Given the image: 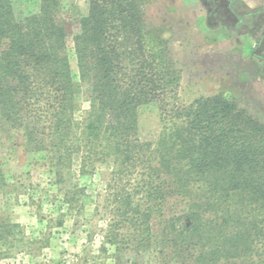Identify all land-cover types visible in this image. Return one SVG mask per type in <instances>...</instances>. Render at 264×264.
Masks as SVG:
<instances>
[{
    "label": "trees",
    "instance_id": "1",
    "mask_svg": "<svg viewBox=\"0 0 264 264\" xmlns=\"http://www.w3.org/2000/svg\"><path fill=\"white\" fill-rule=\"evenodd\" d=\"M88 5L73 42L80 79L91 90L90 109L76 121L81 85L70 67L62 1L41 0L37 14L18 18L13 0H0L4 116L25 129L30 145L37 143L40 123L58 136L62 147L50 157L60 176L72 164L75 142L86 150L82 166L91 165L86 157L89 163L105 162L108 149L125 165L145 166V183L134 194L142 195L140 202L124 196L125 220L112 227L129 228L125 243L134 238L149 249L151 224L159 219L161 252L176 260L264 264V123L229 95L201 97L175 109L148 151L152 145L137 138L138 109L174 99L179 71L161 34L148 30L138 0H88ZM168 197L184 205V213L167 214Z\"/></svg>",
    "mask_w": 264,
    "mask_h": 264
},
{
    "label": "rangeland",
    "instance_id": "2",
    "mask_svg": "<svg viewBox=\"0 0 264 264\" xmlns=\"http://www.w3.org/2000/svg\"><path fill=\"white\" fill-rule=\"evenodd\" d=\"M61 1L62 16L68 25L70 67L74 81L81 85L76 97L79 111L74 115L79 121L90 109L91 90L80 79L73 40L81 32L80 22L87 16L89 5L88 0ZM138 1L148 30L161 34L179 71L177 92L171 96L174 99H166V106L144 104L137 112V138L152 145L147 150L153 151L175 109L187 107L201 97L221 94L245 105L246 85L236 81V68L229 64L212 67L196 55L203 39L196 26L202 24L207 6L210 11L215 7L210 26L218 22L231 27L236 17L248 11L242 0L232 1L237 7L231 9L230 5V12L229 2L224 0ZM13 4L16 16L22 18L37 14L41 0H13ZM245 21L247 25L255 24L259 36L264 34V15L257 24L250 18ZM219 39L226 42L227 49L236 45L230 35ZM259 54L264 55V45ZM250 109L245 110L258 120ZM44 126L45 123L37 126V143L30 145L25 129L14 127L0 106V264H189L174 259L170 252H161L165 248L159 219L152 221L149 249L140 248L134 238H130V244L124 242L129 237L128 227L113 231L118 220H125L121 215L123 197L132 196L134 205L140 202L142 195L134 194L137 186L145 183V166L125 165L113 149H108L105 162L89 163L86 157L85 162L91 165L82 166L86 150L78 149L81 146L75 142L72 147L77 152L72 164L61 168L60 176L50 151L60 150L62 143L56 134H47ZM152 162L156 164L153 158ZM155 184L161 185L162 181L156 179ZM165 207L167 214L184 213L185 208L169 197Z\"/></svg>",
    "mask_w": 264,
    "mask_h": 264
},
{
    "label": "crops",
    "instance_id": "3",
    "mask_svg": "<svg viewBox=\"0 0 264 264\" xmlns=\"http://www.w3.org/2000/svg\"><path fill=\"white\" fill-rule=\"evenodd\" d=\"M204 1L208 3V0ZM215 1L216 0H212V2ZM224 1L230 2L229 0ZM242 2L244 6L247 7L246 11L248 12L236 17L231 27L218 22L216 26H210L209 21L212 17L211 13L215 11V7L212 6V10L210 11L206 5L207 11L205 10V13L202 14V17L204 15V19L202 18L200 20L202 24L196 26L200 36H203L200 45L201 48L197 49L196 55L202 58L204 62H210L209 64L212 67H220L224 64H229L231 67L236 68V74L233 73V75L235 74L236 81L238 83L239 81H241V83L245 82L244 84L246 85L244 88V100L246 103L245 105L243 104V106L241 103L238 104L240 107L249 110H251V107L258 120L262 122L264 120V55H260L259 50L262 45H264V38H262L264 36L263 34L259 36L258 32L255 30V24L247 25L245 20L250 18L247 17L249 16V12L261 10L262 13L250 18L253 23H259L260 16L264 14V0L261 2H255V0H242ZM230 3L228 4L229 10L227 9L229 12L232 9V7L230 9V5L232 6ZM221 35L232 36V38H234L233 44L235 43L236 45H231V47L227 49L225 47L226 42H222L219 39ZM245 74L248 75L247 80L245 79Z\"/></svg>",
    "mask_w": 264,
    "mask_h": 264
}]
</instances>
